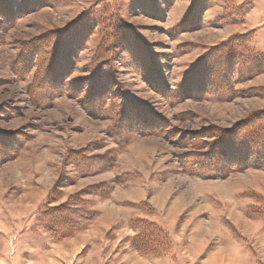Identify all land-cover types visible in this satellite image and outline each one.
Instances as JSON below:
<instances>
[{
  "label": "rangeland",
  "instance_id": "rangeland-1",
  "mask_svg": "<svg viewBox=\"0 0 264 264\" xmlns=\"http://www.w3.org/2000/svg\"><path fill=\"white\" fill-rule=\"evenodd\" d=\"M252 51L264 0H0V264H264Z\"/></svg>",
  "mask_w": 264,
  "mask_h": 264
},
{
  "label": "trees",
  "instance_id": "trees-1",
  "mask_svg": "<svg viewBox=\"0 0 264 264\" xmlns=\"http://www.w3.org/2000/svg\"><path fill=\"white\" fill-rule=\"evenodd\" d=\"M253 53H254V55L253 56H251L250 57V61H251V63H252V66H251V68H253V66L256 64V63H261V62H263V59H264V54H262L261 52H259V51H252ZM258 67V66H257ZM254 73L256 72H258V70H256V68H254L253 70H252ZM257 132H261V130H259V131H257ZM236 138H238L237 136L234 138V140L236 139ZM226 141H228V140H223L222 142H220L217 146H214L213 147V149H216L217 151L218 150H221V152H219L218 151V157L216 158V159H223V160H221V161H226V162H229L230 164H236V165H232L233 166V169H238V168H240V167H242V168H245L246 166H248V165H250V164H252V165H254V166H258V165H261V163H256V162H259V161H261V160H254V159H256L255 157H253V155H252V153L250 152V154H247V153H240L239 154V157H237V159H238V161H233L234 160V157L233 158H229L228 156H226L224 153L226 152L225 150H224V148H225V145L224 146H222L223 145V143L224 142H226ZM233 141V140H232ZM252 141H254L255 143H256V145H258V146H261L262 148H264V136H262V137H257L256 139H253ZM231 143H233V142H231ZM221 148V149H220ZM216 151V152H217ZM228 151V150H227ZM215 153V152H214ZM263 153H264V151H263ZM212 158H214V155H212L211 156ZM238 166V167H237ZM240 166V167H239ZM222 168H223V166H221ZM264 167V166H263ZM221 169V168H220ZM229 169H231V167L230 168H228V170ZM225 171V170H224ZM134 222V224H136V228H139V227H143L144 228V230L146 229L144 226H142V224L141 223H147V222H145L144 220H142V219H136V220H134L133 221ZM148 224H150V223H148ZM147 231H143V232H138L137 234H135L134 235V237H133V243H134V245L137 247V248H139L140 247V244L141 243H145V242H149V241H147V239L149 240V238H148V235H147V233H146Z\"/></svg>",
  "mask_w": 264,
  "mask_h": 264
}]
</instances>
